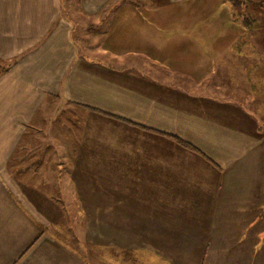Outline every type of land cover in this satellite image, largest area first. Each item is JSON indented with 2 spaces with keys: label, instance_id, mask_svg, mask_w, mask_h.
<instances>
[{
  "label": "crops",
  "instance_id": "crops-1",
  "mask_svg": "<svg viewBox=\"0 0 264 264\" xmlns=\"http://www.w3.org/2000/svg\"><path fill=\"white\" fill-rule=\"evenodd\" d=\"M108 1L0 0V264H100L58 221L102 203L144 250L112 264H264V66L139 43Z\"/></svg>",
  "mask_w": 264,
  "mask_h": 264
},
{
  "label": "rangeland",
  "instance_id": "rangeland-1",
  "mask_svg": "<svg viewBox=\"0 0 264 264\" xmlns=\"http://www.w3.org/2000/svg\"><path fill=\"white\" fill-rule=\"evenodd\" d=\"M101 11L115 12L118 27H123L122 22L126 21L136 30L139 29V33H143L137 38L139 43L161 44L164 52L168 50L169 53L175 47L174 45L181 49L191 44L194 33V42L197 45L211 44L212 48L227 49L231 54L233 51L242 53L244 56L250 52L255 55L254 60H259L261 66H264L261 63L264 60V0H109L102 5ZM123 17L125 19H120ZM150 29L156 30V38L148 35L149 32H145ZM180 30L189 31V36L181 33ZM228 57L230 59L232 56L229 54ZM182 61L187 62V59ZM182 70L184 68L179 71ZM236 70L235 68L234 71ZM231 74L235 72L228 71L229 80H231ZM261 87H264V82L257 81L254 87L256 91H252V98H256V94L264 97L262 93L264 90ZM239 94H241L240 90ZM260 105L264 106V103ZM54 121L58 123V120ZM100 185L105 188L106 181L101 180ZM100 191L102 203L106 200V194H102L103 189ZM104 206L106 204L103 203L98 206L100 211L73 210L67 211L66 214L64 212L61 220L58 221V226L62 225L60 235L67 236L69 242H72L73 236L81 238L84 249L90 248L99 252L100 264L113 263V260L109 259L111 250L117 254L116 261L123 262L120 258L121 252L127 251L128 247H131L132 254H135L132 260L138 263L140 259L135 257L141 256L144 250L135 246L140 244L116 243L113 247L107 239L113 230L116 235L133 234L139 230L140 226H124L123 212L116 211L114 213L116 225L113 230L109 229L106 224L111 212L108 213ZM127 217L130 218V212ZM86 236L91 237L94 242H88ZM138 252L141 255H137Z\"/></svg>",
  "mask_w": 264,
  "mask_h": 264
},
{
  "label": "trees",
  "instance_id": "trees-1",
  "mask_svg": "<svg viewBox=\"0 0 264 264\" xmlns=\"http://www.w3.org/2000/svg\"><path fill=\"white\" fill-rule=\"evenodd\" d=\"M177 142H178L179 144H181L183 147L191 148L186 142H184V141H182V140H180V139H178Z\"/></svg>",
  "mask_w": 264,
  "mask_h": 264
}]
</instances>
